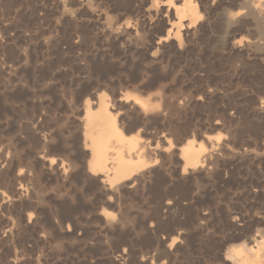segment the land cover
<instances>
[{"label":"rangeland","instance_id":"374dc122","mask_svg":"<svg viewBox=\"0 0 264 264\" xmlns=\"http://www.w3.org/2000/svg\"><path fill=\"white\" fill-rule=\"evenodd\" d=\"M159 1L0 0V264H232L234 246L264 237V40L244 0H194L201 17L179 39ZM98 95L153 150L129 186L88 173ZM207 136L208 164L183 171L180 147Z\"/></svg>","mask_w":264,"mask_h":264},{"label":"bare ground","instance_id":"6f19581e","mask_svg":"<svg viewBox=\"0 0 264 264\" xmlns=\"http://www.w3.org/2000/svg\"><path fill=\"white\" fill-rule=\"evenodd\" d=\"M159 1V0H158ZM162 1H164V0H162ZM197 1V0H196ZM196 1H194V0H176V4L174 3V1L173 0H166L165 2H166V5L168 6V8H170V10L172 11V18H173V22H172V24H171V27H173L172 29H174L173 31H174V35H173V37L175 36L176 38H178L179 39V33H180V30H184L185 29V31H186V29H188L189 27H190V25L191 24H193L196 20H199V18L201 17V15H200V13H202V12H200L199 13V9H198V5H197V2ZM203 1V0H202ZM206 1V0H205ZM225 1V0H224ZM223 0L221 1V2H224ZM228 1V0H227ZM230 1V0H229ZM151 2H152V0H151ZM157 2V1H156ZM214 2V1H213ZM220 2V1H219ZM218 2V3H219ZM230 2H232V0L230 1ZM230 2L228 3V4H230ZM234 2V1H233ZM232 2V3H233ZM244 2L248 5V12H249V16L251 17V20H252V22H253V24H254V28H255V30H256V33H257V35L256 36H258V37H260V38H262L263 40H264V19L263 18H258V12L259 11H257V7H256V5H255V3H256V0H244ZM262 2H263V0H262ZM159 3H161L160 1H159ZM162 3H164V2H162ZM208 3H209V1H208ZM211 3H212V1H211ZM236 3H238V2H236ZM259 3H261V2H259ZM153 4H154V0H153ZM156 4V6L158 5L157 3H155ZM154 4V5H155ZM165 4V3H164ZM202 4L204 5V3L202 2ZM213 4V3H212ZM212 4H210V5H212ZM241 4V3H240ZM240 4H239V7H236V8H240ZM262 4V3H261ZM263 4H264V2H263ZM152 5V4H151ZM161 5V4H160ZM200 5H201V2H200ZM207 4H205V6H206ZM237 5V4H236ZM245 4H243V6H244ZM219 6V5H218ZM227 6V5H226ZM230 7H231V5H229ZM232 6H233V4H232ZM238 6V5H237ZM202 7H204V6H202ZM216 7V6H215ZM158 9H159V7H157ZM232 8V7H231ZM244 8V7H243ZM246 8V11H247V6L245 7ZM260 8V7H259ZM149 9H152V8H150V6H149ZM154 9V8H153ZM156 9V8H155ZM219 9V8H218ZM222 9V8H221ZM227 9V8H226ZM163 10V9H162ZM205 10H208V9H206V7H205ZM212 10V9H211ZM224 10V9H223ZM222 10V11H223ZM237 10V9H236ZM236 10H235V14H236ZM239 10H242L241 8L239 9ZM165 11V10H164ZM210 11V10H209ZM232 11V10H231ZM167 13H168V11H166ZM207 12V11H206ZM224 12H227V10H225ZM223 12V16L224 17H226V15H225V13ZM229 12V11H228ZM233 12V11H232ZM231 12V13H232ZM208 13V12H207ZM228 14H230V12L228 13ZM242 14V13H241ZM203 15V14H202ZM243 15H244V13H243ZM247 15V14H246ZM259 15H260V13H259ZM223 17V18H224ZM228 17H231V15L229 16L228 15ZM242 17H244V16H242ZM249 17V18H250ZM262 17H263V15H262ZM233 18V17H232ZM248 18V17H247ZM246 18V19H247ZM230 18H228V20H229ZM245 19V18H244ZM263 19V20H262ZM225 20V19H224ZM235 20V19H234ZM249 20V19H248ZM201 21V20H200ZM232 21V20H231ZM231 21H229V22H231ZM236 21V20H235ZM234 21V22H235ZM228 22V21H227ZM232 23V22H231ZM197 24V23H196ZM226 23H224V25H225ZM242 24L243 23H241V25L240 26H242ZM223 25V26H224ZM233 25H235L234 23H233ZM233 25H232V27H231V31L230 32H235V31H237V29L235 28V27H233ZM244 25V24H243ZM203 26V25H202ZM228 25H226V27H227ZM246 26V25H245ZM126 28V27H125ZM228 28V27H227ZM226 28V29H227ZM242 28H244V27H242ZM250 28V27H249ZM245 29V28H244ZM230 30V29H229ZM240 30V29H239ZM238 30V31H239ZM242 30V29H241ZM252 30V29H251ZM250 30V31H251ZM173 31H171V32H173ZM187 31H189V30H187ZM249 31V30H248ZM227 32H228V30H227ZM239 33V32H238ZM255 34V33H254ZM252 36H254V35H252ZM169 37V36H168ZM167 37V38H168ZM137 39V38H136ZM250 39V38H249ZM253 39V38H252ZM255 40V39H254ZM136 41V40H135ZM139 41V39L137 40V42ZM159 41H162V38H161V40H159ZM136 42V43H137ZM179 42H180V40H179ZM239 42H241V41H239ZM248 42H250V41H248ZM139 43V42H138ZM233 43V42H232ZM232 43H231V45H232ZM246 44V43H245ZM257 44L258 43H256V41H253V42H251L250 43V45H249V47H258L257 46ZM235 46H236V44H234ZM261 45V44H260ZM263 45V46H262ZM261 46V50H263L264 51V44H262ZM234 47V46H233ZM240 47V46H239ZM245 47V46H244ZM248 46L246 45V48H247ZM245 48V49H246ZM244 49V48H243ZM259 50H260V47L258 48ZM258 49L257 48H254V51L255 50H257L258 51ZM250 50H252L251 48H250ZM245 51V50H244ZM245 52H247V51H245ZM258 52H260V51H258ZM260 54V53H259ZM249 55V54H248ZM256 55V54H255ZM247 56V55H246ZM261 56V55H260ZM249 57V56H248ZM247 57V58H248ZM251 57H252V55H251ZM263 57V59L262 60H264V56H262ZM255 58V57H254ZM260 58V57H259ZM256 59V58H255ZM254 59V60H255ZM261 60V59H260ZM261 60V62L263 63V61ZM251 61V60H250ZM256 61H258V60H256ZM255 61V62H256ZM255 62H253V63H255ZM261 62H259V64L261 63ZM250 63H252V62H250ZM261 66V65H260ZM263 67V66H262ZM264 68V67H263ZM122 96V95H121ZM153 97V96H152ZM127 98V97H126ZM92 99V98H91ZM125 99V98H124ZM90 100V99H89ZM93 100H94V98H93ZM97 100H98V102L97 103H90V102H86V112H85V117H87V128H86V130H85V134H86V136H87V139L88 138H90V142H89V144H90V158H89V161H88V173H90L91 175H93V178H94V176H96V178L98 177V175L99 176H102L104 179H105V181L107 182V181H109V182H111V183H114V182H117V183H122L123 184V187L125 186L124 184L125 183H127V181H129V180H137L136 179V174H137V172H138V170L141 168V167H143V166H145V164H146V161H144V158L146 157V156H148V155H150V154H152L151 152L153 151V150H147V148H145L146 146H150V145H147L146 144V146L145 145H143L144 144V142H140L138 139H134V138H130V137H124L121 133H119L118 131H117V129H116V125H115V119H114V115L112 116L111 115V113L109 112L110 110L109 109H107V106H106V103H105V100L103 99V96H97ZM121 100V99H120ZM135 100V99H134ZM150 100V99H149ZM92 101V100H91ZM107 101V100H106ZM119 101V100H118ZM154 101V100H153ZM85 102V101H84ZM94 102H96V98H95V101ZM136 102H138V101H136ZM136 102H135V104H136ZM140 102V101H139ZM138 102V103H139ZM121 103V102H120ZM93 104L95 105V106H93ZM140 104V103H139ZM143 104H146V103H143ZM148 104V103H147ZM149 104H151V103H149ZM149 104L147 105V108L149 107ZM85 106V105H84ZM141 106L142 107H144V108H146V106L144 105H142L141 104ZM83 108V107H82ZM139 108H141L140 106H139ZM261 108H263V106H261ZM137 109V108H136ZM83 110H84V108H83ZM82 110V111H83ZM134 110V109H133ZM146 111H148L147 109H145ZM145 110L143 111V113L145 112ZM264 110V109H263ZM137 113V112H136ZM135 113V114H136ZM121 114H123V113H121ZM120 114V115H121ZM143 115H145V113L143 114ZM137 116V115H136ZM84 117V120L86 119ZM119 117V116H118ZM81 118V117H80ZM79 118V119H80ZM115 118H116V116H115ZM140 118V117H139ZM48 121V120H47ZM80 121V120H79ZM48 122H50V121H48ZM80 123V122H79ZM84 123V122H83ZM85 123H86V120H85ZM44 124H46V121H45V123ZM52 124V123H51ZM117 124V123H116ZM39 125V124H38ZM43 125V124H42ZM54 125V124H53ZM118 125V124H117ZM28 126H30V125H27V128H29ZM40 126V125H39ZM44 126V125H43ZM47 126V125H46ZM50 126V125H49ZM56 126H58V125H56ZM78 126V125H77ZM85 126V125H84ZM213 126H215V125H213ZM45 127V126H44ZM59 127V126H58ZM27 128H25V130L27 129ZM31 128H33L34 129V127H31ZM38 128V127H37ZM46 128V127H45ZM60 128L61 127H59V130H60ZM76 128H78V127H76ZM75 128V129H76ZM84 128V127H83ZM24 129V128H23ZM33 129H28V130H30V133L32 134V132H31V130H33ZM40 129V128H39ZM39 129H37L38 131L37 132H35V129H34V133L35 134H37L38 135V137H37V139L39 140V144H40V146H43V145H45V144H47V143H45L44 144V141H46V140H44V138H45V134H44V132H43V127H42V129L41 130H39ZM48 129V128H47ZM51 129H53V128H51ZM55 129V128H54ZM131 129H132V127H131ZM130 129V130H131ZM213 129V128H212ZM217 129V128H216ZM61 130H62V128H61ZM64 130V129H63ZM66 130V129H65ZM128 130V129H127ZM129 130V131H130ZM20 131H21V129H20ZM27 131V130H26ZM49 131H50V129H49ZM57 131V130H56ZM25 132V131H24ZM47 131H45V133H46ZM52 132V131H51ZM60 132H62V131H60ZM66 132V131H65ZM67 132H68V130H67ZM66 132V133H67ZM71 132V131H70ZM70 132H68V134L70 133ZM81 132V131H80ZM72 133V132H71ZM70 133V134H71ZM78 133V132H77ZM28 134H29V132H28ZM30 134V135H31ZM78 135V134H77ZM125 135V134H124ZM32 136H33V134H32ZM46 136H48V135H46ZM50 136V135H49ZM126 136V135H125ZM34 138L33 139H35V135L33 136ZM66 137V136H65ZM71 137H73V136H71ZM77 137V136H76ZM138 137V136H137ZM24 138V137H23ZM27 138H30V136L28 137L27 136ZM32 138V137H31ZM70 138V137H69ZM78 139H82L81 137L79 138V137H77ZM25 139H26V134H25ZM50 139V138H49ZM77 139V140H78ZM217 139L218 138H215V137H213V136H207L206 137V142L209 144V148L207 147V144H206V142L205 143H203L202 141L201 142H197L195 139H191V140H187L181 147H180V149H179V159H180V161L182 162V169H183V171L184 170H188V169H195L196 167H198L199 168V166H203V169L205 168L204 166L205 165H203L204 163H206V161L208 160V157H209V155H210V153L212 152V149L215 147V143H217ZM2 140V139H1ZM0 140V141H1ZM18 140V139H17ZM20 140V139H19ZM18 140V141H19ZM28 140V139H27ZM4 141V140H3ZM11 141V140H10ZM48 141V140H47ZM51 141V140H50ZM79 141V140H78ZM13 142V141H12ZM26 142V141H25ZM30 143V141H27V143ZM31 142H33V140L31 141ZM34 142H36L35 140H34ZM33 142V143H34ZM57 142H59V141H57ZM65 142V141H64ZM86 142V141H85ZM5 143H7V146L9 147V145H8V142H5ZM4 143V144H5ZM37 143V144H38ZM53 143V142H52ZM69 143H71V142H69ZM69 143H66V144H69ZM81 143V142H80ZM49 144V143H48ZM50 144H51V142H50ZM60 144V143H59ZM59 144H57V145H59ZM63 144H65V143H63ZM206 144V145H205ZM1 145V144H0ZM3 145V144H2ZM31 145V144H30ZM33 145V144H32ZM31 145V146H32ZM53 145V144H52ZM51 145V146H52ZM54 145H56V144H54ZM75 145V144H74ZM74 145H73V147H74ZM81 145V144H80ZM86 145V144H85ZM168 145H170L169 144V142H168ZM167 145V147H169ZM5 146H6V144H5ZM47 146V145H46ZM50 145H49V148H47V149H50V147H51ZM60 146V145H59ZM63 146V145H62ZM67 146V145H66ZM65 146V147H66ZM157 146V145H156ZM161 146V145H160ZM3 147V146H2ZM39 147V146H38ZM44 147V146H43ZM54 147V146H53ZM61 147V146H60ZM86 147V146H85ZM158 147V146H157ZM156 147V148H157ZM166 147V148H167ZM62 148V147H61ZM60 148V149H61ZM151 148V147H150ZM152 148H154V147H152ZM163 148V147H162ZM32 149H33V152L35 153V150H37V148L35 149V147L33 148L32 147ZM35 149V150H34ZM39 149V148H38ZM43 149V148H42ZM41 149V150H42ZM46 148H44L43 150H45ZM63 149V148H62ZM61 149V150H62ZM65 149V148H64ZM69 149L70 148H67V149H65V150H68L69 151ZM79 150L81 149V147L80 148H78ZM155 149V148H154ZM159 149V148H158ZM173 149V148H172ZM1 150V149H0ZM6 150V149H5ZM4 150V151H5ZM11 150V149H10ZM71 150V149H70ZM74 150H76L75 148H74ZM73 150V151H74ZM162 150V149H161ZM165 150H167V149H165ZM164 150V151H165ZM177 150V149H176ZM48 150H46L45 152H47ZM52 151V150H51ZM56 151V150H55ZM58 151V150H57ZM81 151H84V150H81ZM81 151H78V152H81ZM160 151V150H159ZM158 151V152H159ZM163 151V150H162ZM6 152V151H5ZM15 152V151H14ZM44 152V154L46 155V153ZM59 152H60V150H59ZM62 152H64V151H62ZM67 151H65V153H66ZM75 152H77V151H75ZM86 152V151H85ZM87 152H88V150H87ZM86 152V153H87ZM156 152V151H155ZM157 152V153H158ZM172 152V151H171ZM213 152H214V150H213ZM38 153H39V151H38ZM49 154H50V152H48ZM58 153V152H57ZM83 153V152H82ZM85 153V154H86ZM162 154H164L163 152H161ZM166 153V152H165ZM176 153V152H175ZM1 154H4V153H2L1 152ZM11 154V153H10ZM15 155L17 154V153H14ZM19 154V153H18ZM43 153H42V155H41V153L40 154H38V155H41V156H39L40 158H38V160H40L41 158H42V156L44 155ZM78 154V153H77ZM84 154V153H83ZM85 154H84V159H85ZM173 154V153H172ZM177 154V153H176ZM214 154V153H213ZM37 155V156H38ZM82 155V154H81ZM168 155V154H167ZM166 155V156H167ZM169 155H170V153H169ZM10 156L11 155H9V159H10ZM35 157H37L36 155H34ZM48 156V155H47ZM83 156V155H82ZM88 156V155H87ZM152 156V155H151ZM174 156V155H173ZM214 156V155H213ZM6 157V156H5ZM5 157H3V156H1L0 158H2V161L1 162H4V163H6V161L8 160H6V158ZM17 157H18V155H17ZM34 157V158H35ZM46 156H44L43 157V159L45 158ZM49 157V156H48ZM165 157V156H164ZM176 157V156H175ZM215 157V156H214ZM8 158V157H7ZM16 158V157H15ZM149 158H151V157H149ZM167 158H168V156H167ZM171 158V157H170ZM177 158V157H176ZM256 158V157H255ZM12 159V158H11ZM10 159V160H11ZM14 159V158H13ZM12 159V160H13ZM37 159V158H36ZM165 159V158H164ZM9 160V161H10ZM18 160V159H17ZM44 160H47L50 164H53L54 163V159L53 158H49V159H47V158H45ZM44 160H41V164H42V162L44 161ZM62 160V159H61ZM60 160V161H61ZM146 160V159H145ZM150 160H152V159H150ZM167 160V159H166ZM172 160V159H171ZM47 161H46V164H47ZM57 161V160H56ZM64 161V160H63ZM63 161H61V162H63ZM85 161V160H84ZM148 161V160H147ZM180 161H179V164H180ZM19 162H20V160H19ZM18 162V163H19ZM45 162V161H44ZM43 162V163H44ZM60 162V163H61ZM65 162V161H64ZM63 162V163H64ZM149 162V161H148ZM210 162V161H209ZM212 162V161H211ZM210 162V163H211ZM12 163H14V162H12ZM56 163V162H55ZM54 163V164H55ZM63 163H62V165H63ZM7 164H9V162L7 163ZM57 164V163H56ZM55 164V165H56ZM207 164H208V161H207ZM14 165L16 166V164L14 163ZM13 164H11V166H14ZM48 165V164H47ZM65 165V164H64ZM4 166H5V164H4ZM18 166H20V163L18 164ZM54 166V165H53ZM60 165L58 164V167H59ZM66 166H67V163H66ZM154 166V165H153ZM181 166V165H180ZM8 167V166H7ZM17 167V166H16ZM15 167V168H16ZM55 167V166H54ZM58 167H56L57 169H58ZM63 167V166H62ZM65 167V166H64ZM149 167H151V166H149ZM5 168H6V166H5ZM47 168H48V166H47ZM69 168V167H68ZM68 168H65V169H60V171L61 170H63V171H65V170H68ZM147 169V168H146ZM10 170V169H9ZM196 170V169H195ZM198 171H199V169H197ZM46 171V170H45ZM54 171V170H53ZM52 171V172H53ZM62 171V172H63ZM83 171V170H82ZM48 172V171H47ZM49 172H50V170H49ZM61 172V173H62ZM68 171H66L65 173H67ZM84 172V171H83ZM142 172V171H141ZM144 172V171H143ZM193 172V171H192ZM3 174H4V172H2ZM60 173V174H61ZM64 173V172H63ZM64 173V174H65ZM87 173V174H88ZM142 174V173H141ZM144 174V173H143ZM146 174V173H145ZM188 174V173H187ZM2 175V174H1ZM6 174H4V176H5ZM12 175V174H11ZM138 175H139V173H138ZM148 175V174H147ZM146 175V176H147ZM3 176V175H2ZM4 176H3V180H5V178H4ZM17 176H19V175H17ZM140 176V175H139ZM143 175H141V177H142ZM183 176V175H182ZM1 177V176H0ZM5 177H7V176H5ZM13 177V176H12ZM15 177V176H14ZM18 178V177H17ZM17 178H15V180H14V184H15V181H16V179ZM95 178V179H96ZM143 178V177H142ZM2 179V178H1ZM7 179V178H6ZM103 179V180H104ZM13 180H12V182L11 183H13ZM21 180V179H20ZM97 180H98V178H97ZM96 180V181H97ZM101 180V179H100ZM102 180V181H103ZM8 181V180H7ZM143 181V180H142ZM0 182H1V180H0ZM3 182V181H2ZM1 182V183H2ZM9 182V181H8ZM7 182V183H8ZM19 182V181H18ZM140 182V181H139ZM6 183V182H5ZM4 183V184H5ZM7 183H6V186H7ZM99 183V182H98ZM142 183V182H141ZM3 184V183H2ZM9 184V183H8ZM19 184V186H15V197H21V192H23L24 190L22 189V185L20 186V183H18ZM135 184H136V182H135ZM134 184V185H135ZM113 185V184H112ZM118 185V184H117ZM117 185H114V186H117ZM126 185H128V183L126 184ZM119 186V185H118ZM117 186V187H118ZM121 186V185H120ZM129 186V185H128ZM4 187V186H3ZM7 187H9V185L7 186ZM103 187V186H102ZM105 187V186H104ZM107 187H108V185H107ZM123 187H122V189H123ZM111 188V187H110ZM113 188V187H112ZM12 190V189H11ZM21 190H23V191H21ZM105 190V189H104ZM114 190V189H113ZM13 191V190H12ZM106 191H107V189H106ZM14 192V191H13ZM104 192V191H103ZM108 192H110L109 190H108ZM3 197V194H1L0 193V197ZM7 196V195H6ZM14 197V196H13ZM32 197V196H31ZM109 197V196H108ZM111 197V196H110ZM26 198H27V196H26ZM36 198V197H35ZM34 198V199H35ZM18 199H22V198H18ZM30 199V198H29ZM32 199V198H31ZM37 199V198H36ZM36 199L34 200L35 202H36ZM39 199V198H38ZM37 199V200H38ZM2 202V201H1ZM38 203H39V200L37 201ZM3 206V205H2ZM1 206V207H2ZM29 206V205H28ZM113 206V205H112ZM62 210V209H61ZM67 210H68V208H67ZM66 210V211H67ZM64 213V212H63ZM105 214H108L107 212H105ZM125 215V214H124ZM126 216V215H125ZM30 217V216H29ZM32 217V216H31ZM126 217H124V219H125ZM129 218V217H128ZM31 219V218H30ZM123 219V218H122ZM127 219V218H126ZM29 221V220H28ZM124 221H126V220H123V222ZM121 222V221H120ZM4 223H5V221H4ZM108 223V222H107ZM9 225V224H8ZM8 230V229H7ZM6 230V231H7ZM257 232V231H256ZM256 234H258V233H256ZM253 236V235H252ZM256 236V235H255ZM257 237V236H256ZM256 237H254V238H250L251 240L248 242L249 244L248 245H245V244H242V245H239V246H236V248H235V246H234V249L232 250V251H230V253L229 254H227L230 258H229V260H231V261H233L232 262V264H258V259L259 258H264V237H262V236H260L259 235V237L258 238H256ZM173 245V244H172ZM171 246V245H170ZM168 247V246H167ZM226 258V257H225ZM226 260H227V258H226Z\"/></svg>","mask_w":264,"mask_h":264}]
</instances>
